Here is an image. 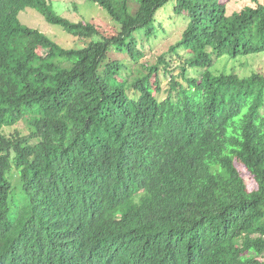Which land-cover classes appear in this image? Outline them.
<instances>
[{
  "label": "trees",
  "instance_id": "1",
  "mask_svg": "<svg viewBox=\"0 0 264 264\" xmlns=\"http://www.w3.org/2000/svg\"><path fill=\"white\" fill-rule=\"evenodd\" d=\"M87 1L115 34L0 0V264H264V72L218 68L264 54V1L176 0L189 22L155 63L171 0ZM27 8L87 44L24 24ZM173 55L184 83L162 87Z\"/></svg>",
  "mask_w": 264,
  "mask_h": 264
},
{
  "label": "rangeland",
  "instance_id": "2",
  "mask_svg": "<svg viewBox=\"0 0 264 264\" xmlns=\"http://www.w3.org/2000/svg\"><path fill=\"white\" fill-rule=\"evenodd\" d=\"M56 11L72 21L86 20L94 23L100 31L105 35L115 34L120 26L113 21L108 13L97 4L87 0H51ZM263 2L264 0H259ZM176 0H171L167 3L161 11L157 14V19L161 23V28L158 31L157 36L146 42V55L145 60L155 63L159 57L168 52L171 47L182 38L183 32L189 22L186 15H177L173 12V7ZM247 4L254 5L253 0H231L228 4L229 12L232 13L235 10H240ZM24 24L37 28L50 36L53 40L59 44L71 48V47H83L87 44L88 40L81 39L72 34L67 33L59 25L49 24L44 16L35 9L27 8L20 15ZM115 58L124 57L121 54L114 55ZM181 59L177 55H173V67L172 73L164 75L161 74L162 87L167 86L172 81V77L175 76L179 82L184 83L182 77H179L181 69L179 67ZM226 66V67H225ZM226 68V71H237L242 75H250L252 72H264V54L250 55L235 61L222 60L218 64V68ZM179 68V69H178ZM191 75L194 74V70H190ZM163 98V97H161ZM16 128L20 129L24 133L27 132L25 123L20 122L12 129H8L7 132L14 131ZM243 176L249 189H255L257 184L248 174V172L242 168Z\"/></svg>",
  "mask_w": 264,
  "mask_h": 264
}]
</instances>
